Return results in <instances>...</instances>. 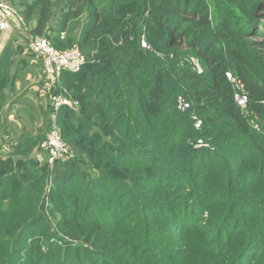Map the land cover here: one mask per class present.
<instances>
[{"label":"trees","instance_id":"trees-1","mask_svg":"<svg viewBox=\"0 0 264 264\" xmlns=\"http://www.w3.org/2000/svg\"><path fill=\"white\" fill-rule=\"evenodd\" d=\"M7 1L86 59L49 90L78 101L47 107L71 156L25 130L0 153V264H264V0Z\"/></svg>","mask_w":264,"mask_h":264},{"label":"built area","instance_id":"built-area-1","mask_svg":"<svg viewBox=\"0 0 264 264\" xmlns=\"http://www.w3.org/2000/svg\"><path fill=\"white\" fill-rule=\"evenodd\" d=\"M13 15L14 10L8 5L7 0H0V31H6L11 28ZM63 35L64 33H61V37H63ZM141 45L149 48L147 42L143 39ZM28 48L32 54L41 60L44 77L50 87H55L59 83L60 75L63 71L76 72L85 62L84 55L77 47L58 49L45 37L40 35L30 37ZM195 67L199 69L197 63H195ZM226 77L231 83L235 103L245 112L248 104V92L244 84L232 75L231 72H226ZM49 95V105L52 108V113L57 112L59 108L63 106L77 108L78 101L72 98L64 88L56 93L50 92ZM188 106V102L181 97L178 98V109L185 110ZM194 119V126L198 128L201 125V120L195 117ZM255 127L259 129V125L255 124ZM206 145L205 142L199 139L194 146L200 147ZM1 147L8 149L5 143L2 144ZM38 149L40 151L39 160L47 162L50 166L58 160L66 159L71 156L70 148L61 137L54 121L51 127L46 131L44 138L39 142ZM1 151L0 149V152ZM42 152H44V154Z\"/></svg>","mask_w":264,"mask_h":264},{"label":"crops","instance_id":"crops-1","mask_svg":"<svg viewBox=\"0 0 264 264\" xmlns=\"http://www.w3.org/2000/svg\"><path fill=\"white\" fill-rule=\"evenodd\" d=\"M29 39L23 21L15 13L11 28L0 31V69L4 68L3 78L9 80L10 84L4 89L6 98L0 111V128L10 127L13 119L23 120L24 113L25 118H28L27 106H37L41 102L34 96H48L49 90L54 88L49 86L44 77L41 60L29 51ZM5 48H8V52L2 54ZM31 98L37 101L32 102ZM36 116L37 110L33 112L31 119L34 120ZM16 125L23 127L20 123ZM23 130L28 131L25 128ZM4 131L7 133V130Z\"/></svg>","mask_w":264,"mask_h":264},{"label":"rangeland","instance_id":"rangeland-1","mask_svg":"<svg viewBox=\"0 0 264 264\" xmlns=\"http://www.w3.org/2000/svg\"><path fill=\"white\" fill-rule=\"evenodd\" d=\"M8 5L14 10V8L12 7L11 4L8 3ZM15 11V10H14ZM81 26H82V23L79 22L78 24H76V26L74 27L73 29V37L75 40H77V38L79 37L80 35V32H81ZM142 39H144V36L141 37V42H142ZM69 47H78V45L76 43H73L72 46H69ZM80 51H82L81 49H79ZM83 53V52H82ZM84 55V53H83ZM85 57V55H84ZM86 59V57H85ZM49 94L48 96H44L42 95V97H36L34 96L37 100H39V103L37 106H27L28 107V110H29V116L28 118H25V113L23 114L24 117L22 118L23 120H16V119H13V123L9 124L10 127H5V128H0V149L2 150L0 153L2 152H6L7 149H4L1 147V145L3 143L6 144L7 147L10 146V144L14 141V138L20 133L22 132V130L25 128L28 130V132L36 135V134H45L46 131L48 130L49 128V125H50V121H49V118H48V113H47V105L49 104ZM40 98L43 100H40ZM33 98L30 99V101L34 102V101H37ZM37 110V116L35 117L34 120L31 119V116L33 114V112ZM52 121V120H51ZM6 123V122H5ZM16 123H20L21 126L23 127H18L16 125ZM8 125V124H7ZM4 130H7L8 133H4L5 131ZM7 140V141H4ZM35 153V152H34ZM44 154V152H42ZM39 155H40V151L39 149L37 148V151H36V156H37V159L40 163H42L43 161H40L39 160ZM43 158L45 159V156L43 155ZM46 186L47 188H50L51 186V183H50V180H46Z\"/></svg>","mask_w":264,"mask_h":264}]
</instances>
